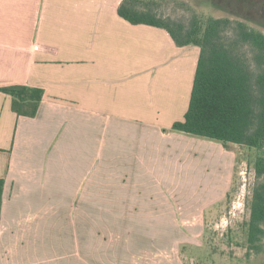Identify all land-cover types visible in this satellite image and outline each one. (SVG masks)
<instances>
[{
  "label": "crops",
  "instance_id": "0c3cea01",
  "mask_svg": "<svg viewBox=\"0 0 264 264\" xmlns=\"http://www.w3.org/2000/svg\"><path fill=\"white\" fill-rule=\"evenodd\" d=\"M121 1L0 0V88L43 92L34 117L16 115L0 92V264H178L172 253H120L116 229L131 231L126 217L143 194L160 197L147 207L161 206L164 223L165 162L195 160L197 144L227 173L220 142L171 129L187 110L199 49L126 22ZM103 245L115 246L111 257Z\"/></svg>",
  "mask_w": 264,
  "mask_h": 264
},
{
  "label": "rangeland",
  "instance_id": "374dc122",
  "mask_svg": "<svg viewBox=\"0 0 264 264\" xmlns=\"http://www.w3.org/2000/svg\"><path fill=\"white\" fill-rule=\"evenodd\" d=\"M157 1L160 4L159 12L173 19L186 20L193 10L201 15L240 20L264 33V0H190L192 3L183 0ZM198 139L201 142L210 141ZM204 148L205 146L197 144L194 152L197 154L196 159L180 160V165L173 160H166V178L162 182L166 202L164 223L160 213L163 209L161 206L155 205L159 209L158 214L151 212L152 207H147L154 205L156 200L160 203V197H144L143 194L139 198L142 204L133 207V218L126 217L127 222L131 223V231L116 229L120 240L119 244L114 245L120 253H138L142 257L147 250L149 257L155 251L172 253L179 256L178 262L175 261L178 264H264V232L257 250H250L247 244L248 206L256 181L254 163L258 158H264V149L257 151L233 145L226 147L228 170L223 174L219 171V160L211 157ZM151 182L150 180L149 194L157 191ZM194 183L197 191L193 190ZM218 188L223 191L219 193L215 190ZM192 192L197 193V197L190 196ZM135 196L134 194L133 204ZM196 202L200 208L197 213L166 211L169 210L168 204L185 211ZM171 210L173 211L172 208ZM156 215L160 217L156 218ZM101 218L107 219L106 214H101ZM262 229L264 231V225ZM177 236L178 244L172 245L170 242ZM102 243L104 242L101 241ZM105 246L101 250L109 251H104V256L111 257L115 246L108 250ZM168 260L170 261L166 259V263H174L171 257Z\"/></svg>",
  "mask_w": 264,
  "mask_h": 264
},
{
  "label": "trees",
  "instance_id": "16d2710c",
  "mask_svg": "<svg viewBox=\"0 0 264 264\" xmlns=\"http://www.w3.org/2000/svg\"><path fill=\"white\" fill-rule=\"evenodd\" d=\"M157 0H122L120 18L166 31L177 47L199 49L187 110L171 129L186 135L261 151L264 149V33L246 22L191 10L186 20L159 12ZM181 6L184 4L181 3ZM188 7V6H186ZM12 111L34 117L42 90L0 88ZM247 222V244L257 250L264 225V158L255 160ZM3 180L0 179V200Z\"/></svg>",
  "mask_w": 264,
  "mask_h": 264
}]
</instances>
